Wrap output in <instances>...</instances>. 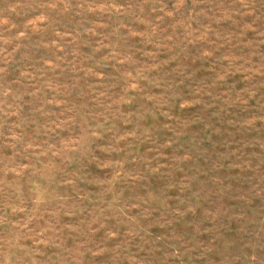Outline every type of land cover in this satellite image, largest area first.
Listing matches in <instances>:
<instances>
[{
  "label": "rangeland",
  "instance_id": "obj_1",
  "mask_svg": "<svg viewBox=\"0 0 264 264\" xmlns=\"http://www.w3.org/2000/svg\"><path fill=\"white\" fill-rule=\"evenodd\" d=\"M0 264H264V0H0Z\"/></svg>",
  "mask_w": 264,
  "mask_h": 264
}]
</instances>
